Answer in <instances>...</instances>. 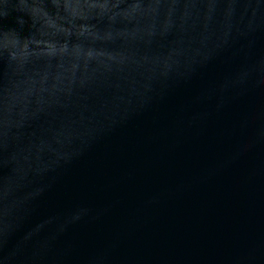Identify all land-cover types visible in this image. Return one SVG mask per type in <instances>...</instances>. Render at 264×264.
Instances as JSON below:
<instances>
[{
	"label": "water",
	"instance_id": "water-1",
	"mask_svg": "<svg viewBox=\"0 0 264 264\" xmlns=\"http://www.w3.org/2000/svg\"><path fill=\"white\" fill-rule=\"evenodd\" d=\"M0 264H264V0H0Z\"/></svg>",
	"mask_w": 264,
	"mask_h": 264
}]
</instances>
